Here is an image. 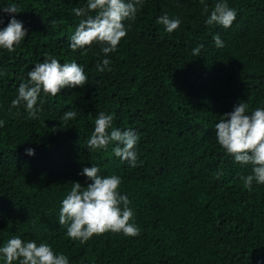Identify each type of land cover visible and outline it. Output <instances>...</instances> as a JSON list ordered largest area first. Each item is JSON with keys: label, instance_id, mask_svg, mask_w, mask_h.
I'll return each mask as SVG.
<instances>
[{"label": "trees", "instance_id": "obj_1", "mask_svg": "<svg viewBox=\"0 0 264 264\" xmlns=\"http://www.w3.org/2000/svg\"><path fill=\"white\" fill-rule=\"evenodd\" d=\"M217 2L143 0L115 52L105 56L94 44L84 56L69 45L81 19L72 9L87 0H0L17 5L27 30L15 51L0 49V247L19 236L49 244L69 264H264V185L245 189L251 167L235 163L215 137L238 103L249 113L264 107V0H225L237 13L227 29L206 23ZM164 14L181 20L177 30L156 23ZM10 19L3 14L0 29ZM46 55L77 62L88 82L42 93L38 119H27L11 102ZM103 59L110 64L100 72ZM67 111L76 118L62 120ZM99 112L138 134L136 167L114 156V143L88 148ZM92 166L121 178L138 236L108 232L81 244L59 225L62 199L72 183H91L82 171Z\"/></svg>", "mask_w": 264, "mask_h": 264}, {"label": "clouds", "instance_id": "obj_2", "mask_svg": "<svg viewBox=\"0 0 264 264\" xmlns=\"http://www.w3.org/2000/svg\"><path fill=\"white\" fill-rule=\"evenodd\" d=\"M143 0H87L85 7H75L73 14L81 18L74 34L70 38L69 47L73 52L81 50V55H88L92 46L98 45L100 51L107 56L116 51L127 30L124 21H134L142 6ZM204 0H201L203 4ZM208 13V8L203 9ZM19 8L15 3L0 7V24H3V14L11 19L6 27L0 29V49L8 52L27 36V30L21 21L15 18ZM236 11L231 9L225 0H219L208 15L206 23L209 26L219 25L227 29L231 27ZM53 25L57 22L52 21ZM62 23V21H61ZM164 30L172 33L178 29L181 20L177 17L162 15L156 21ZM213 40L217 47H223L219 35ZM203 44L192 50L194 56H199ZM110 64L108 59L97 63V70L103 72ZM28 79L18 88V94L11 102V107L24 106L26 118L38 119L41 111L37 107L43 93L45 97H56L65 88H83L88 77L84 68L77 62H61L53 56L45 57L28 72ZM19 114V113H17ZM77 113L67 111L62 120H74ZM114 116L99 112L94 121V131L87 140L88 148L93 151H107L114 143L112 153L115 157L126 161L130 166H137L135 151L139 140L138 134L132 130L113 128ZM4 122L0 121V127ZM217 143L231 156L235 163L251 167V174L242 176L243 187L252 190L253 183L264 185V107H257L248 112V104L240 102L230 113L221 116L215 125ZM26 154L34 155L33 149H27ZM100 168L92 166L84 168L82 175L91 183L82 186L79 182L72 183L70 191L61 201L58 223L66 228L67 237L73 241L86 243L93 236L104 233H122L126 237L140 234L139 227L133 223L134 213L129 207L130 201L126 195H121L119 186L122 183L117 175L101 176ZM0 261L3 264H69L68 258L54 252L47 243L37 244L32 240H22L14 236L0 247Z\"/></svg>", "mask_w": 264, "mask_h": 264}]
</instances>
